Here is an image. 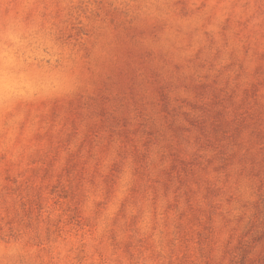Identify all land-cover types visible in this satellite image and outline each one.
<instances>
[{"label":"clouds","instance_id":"1","mask_svg":"<svg viewBox=\"0 0 264 264\" xmlns=\"http://www.w3.org/2000/svg\"><path fill=\"white\" fill-rule=\"evenodd\" d=\"M0 264H264V0H0Z\"/></svg>","mask_w":264,"mask_h":264}]
</instances>
